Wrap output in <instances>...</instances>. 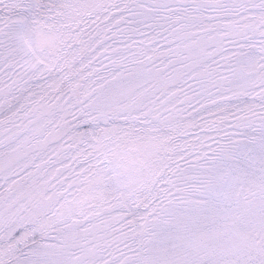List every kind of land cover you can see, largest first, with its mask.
Masks as SVG:
<instances>
[{
  "label": "snow or ice",
  "instance_id": "1",
  "mask_svg": "<svg viewBox=\"0 0 264 264\" xmlns=\"http://www.w3.org/2000/svg\"><path fill=\"white\" fill-rule=\"evenodd\" d=\"M0 264H264V0H0Z\"/></svg>",
  "mask_w": 264,
  "mask_h": 264
}]
</instances>
